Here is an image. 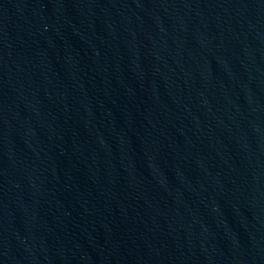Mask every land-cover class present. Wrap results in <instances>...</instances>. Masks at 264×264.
Wrapping results in <instances>:
<instances>
[{
	"label": "water",
	"instance_id": "95a60500",
	"mask_svg": "<svg viewBox=\"0 0 264 264\" xmlns=\"http://www.w3.org/2000/svg\"><path fill=\"white\" fill-rule=\"evenodd\" d=\"M0 264H264V0H0Z\"/></svg>",
	"mask_w": 264,
	"mask_h": 264
}]
</instances>
